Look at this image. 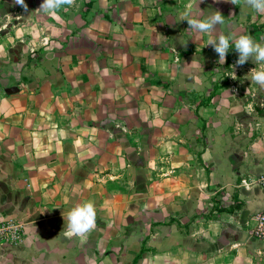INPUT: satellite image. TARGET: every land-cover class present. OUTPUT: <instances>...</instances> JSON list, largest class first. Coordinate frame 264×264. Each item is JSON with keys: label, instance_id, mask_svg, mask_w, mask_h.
I'll list each match as a JSON object with an SVG mask.
<instances>
[{"label": "crops", "instance_id": "obj_1", "mask_svg": "<svg viewBox=\"0 0 264 264\" xmlns=\"http://www.w3.org/2000/svg\"><path fill=\"white\" fill-rule=\"evenodd\" d=\"M28 1L16 25L0 0V29L14 28L0 49V219L25 225L0 264H264L250 232L264 211L260 65L235 66L234 45L218 62L209 34L180 21L191 3L224 16L212 37L264 44V14L243 0H75L46 15ZM85 202L97 227L82 243L64 230Z\"/></svg>", "mask_w": 264, "mask_h": 264}, {"label": "clouds", "instance_id": "obj_2", "mask_svg": "<svg viewBox=\"0 0 264 264\" xmlns=\"http://www.w3.org/2000/svg\"><path fill=\"white\" fill-rule=\"evenodd\" d=\"M202 2V0H200ZM233 5H238L241 0H230ZM244 4L258 14H264V0H243ZM14 5H19L25 13L29 11L25 0H13ZM75 0H43L37 12L46 15H56L61 9L72 7ZM193 5L189 3L185 11L180 14V21H186L188 30L195 33L209 34L206 46H211L218 55L220 63L226 62V57L230 47L234 45L238 53V59L235 66H243L249 60L260 65L259 69L251 70V81L264 89V44L256 43L254 39L247 34H241L238 37L219 35L212 37V33L217 25L224 24V16L215 11L214 14L205 19H199L193 15ZM97 212L93 202H85L73 207L67 213V227L64 230V236L68 239L79 238L83 243L88 234L97 227Z\"/></svg>", "mask_w": 264, "mask_h": 264}, {"label": "built area", "instance_id": "obj_3", "mask_svg": "<svg viewBox=\"0 0 264 264\" xmlns=\"http://www.w3.org/2000/svg\"><path fill=\"white\" fill-rule=\"evenodd\" d=\"M256 182L264 188V172L257 176ZM252 220L251 234L264 240V211L255 212ZM24 229V223L18 218L8 217L0 219V247L3 245H18L23 242Z\"/></svg>", "mask_w": 264, "mask_h": 264}, {"label": "rangeland", "instance_id": "obj_4", "mask_svg": "<svg viewBox=\"0 0 264 264\" xmlns=\"http://www.w3.org/2000/svg\"><path fill=\"white\" fill-rule=\"evenodd\" d=\"M27 5H28V7L30 8L31 6H32V3L33 2H30V1H28V2H25ZM21 9V7L19 6V5H15L14 7H12L11 8V11H10V14L8 15L9 17H8V23L10 24L11 22H14V21H16V22H14V23H16V25L18 24V22L17 21H19L20 20V16L22 15V14H24L25 12L23 11V9L22 10H20ZM32 14H33V12H32ZM16 16H18V17H20V18H16ZM32 16V15H31ZM3 17H5L6 19L5 20H7V17H6V15H3ZM14 20V21H13ZM30 20V19H29ZM31 21V30L33 31V33H36V32H39V28H38V26L36 25V23L34 22V21H32V20H30ZM17 29V28H16ZM8 30H10V33H12L13 32V30H14V28L13 27H11V28H8V26H4V27H2L1 29H0V49H5V42L2 40V38H7L8 36L7 35H9V31ZM29 32L28 33H26V34H31V31L30 30H28ZM34 31H36V32H34ZM21 32H23V31H21ZM20 31L18 32L17 31V33H21ZM1 34H2V36H4V37H2L1 36ZM21 34H23V33H21ZM31 46H32V48L35 50L34 52H36V53H39L38 52V50H39V48H41L40 46H39V44L38 43H31ZM31 46H29V45H27L25 48H26V50L28 51L29 50V47L31 48ZM47 46H49L51 49H49V50H53V49H56V48H58L59 47V45H56L55 43H48V45ZM23 49V48H22ZM24 54H26V53H24ZM29 54V53H28ZM26 55V56H24L23 58H22V60L20 59V61L18 62L19 63V66H26V64L28 63V58H29V55ZM32 59L34 60V62H36V63H38L39 62V60H38V56L37 55H35L34 53H33V56H32ZM16 78H19L18 76L16 77ZM214 87H213V90L211 91V92H209V94L211 95V96H213V94H214ZM147 188H145L143 191H145ZM148 189H150V188H148ZM145 194H147V192H145ZM150 243V235H147V236H145V239L143 240V244L144 245H147V244H149Z\"/></svg>", "mask_w": 264, "mask_h": 264}, {"label": "trees", "instance_id": "obj_5", "mask_svg": "<svg viewBox=\"0 0 264 264\" xmlns=\"http://www.w3.org/2000/svg\"><path fill=\"white\" fill-rule=\"evenodd\" d=\"M85 4H88V1H87ZM233 47H234V46H233ZM233 47H230V48H233ZM233 49H234V48H233ZM210 96H211V95L209 94V97H208V98H210ZM141 252H142V251H141Z\"/></svg>", "mask_w": 264, "mask_h": 264}]
</instances>
